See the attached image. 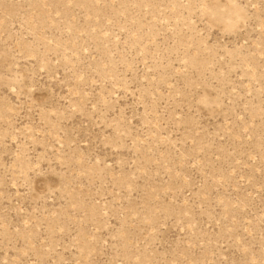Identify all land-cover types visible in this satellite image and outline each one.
Segmentation results:
<instances>
[{"label": "rangeland", "instance_id": "1", "mask_svg": "<svg viewBox=\"0 0 264 264\" xmlns=\"http://www.w3.org/2000/svg\"><path fill=\"white\" fill-rule=\"evenodd\" d=\"M0 264H264V0H0Z\"/></svg>", "mask_w": 264, "mask_h": 264}]
</instances>
